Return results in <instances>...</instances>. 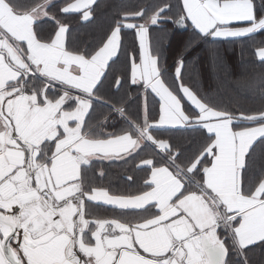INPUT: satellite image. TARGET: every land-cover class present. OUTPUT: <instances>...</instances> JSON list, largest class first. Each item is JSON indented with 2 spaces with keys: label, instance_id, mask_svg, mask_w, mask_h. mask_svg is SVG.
Listing matches in <instances>:
<instances>
[{
  "label": "snow or ice",
  "instance_id": "6c2138e0",
  "mask_svg": "<svg viewBox=\"0 0 264 264\" xmlns=\"http://www.w3.org/2000/svg\"><path fill=\"white\" fill-rule=\"evenodd\" d=\"M95 3L0 0V264H255L264 78L253 109L184 75L200 49L226 74L217 46L264 34V0H160L82 46L65 21L91 23ZM253 55L264 65V45ZM116 161L135 190L96 183Z\"/></svg>",
  "mask_w": 264,
  "mask_h": 264
},
{
  "label": "trees",
  "instance_id": "16d2710c",
  "mask_svg": "<svg viewBox=\"0 0 264 264\" xmlns=\"http://www.w3.org/2000/svg\"><path fill=\"white\" fill-rule=\"evenodd\" d=\"M39 3L42 0H35ZM160 0H114L112 3L109 0H101L93 8V20L91 23H85L78 19H68V23L72 29V36L78 43L85 46L100 36H102L109 27L112 26L115 20L123 19L125 13L137 12L140 10L149 11L151 7ZM55 3L62 4L64 0H58ZM58 11V9H57ZM52 30V22L50 21V31ZM126 31L125 46L132 47L135 42L134 34ZM162 33H153V36H160ZM168 36L171 38L172 47L179 45L186 37L183 33L173 32L169 27ZM168 41L165 40V44ZM264 45V34H257V38L253 40H245L243 43H223L218 45L220 55L224 61L228 71L219 72V79H215L213 68L208 63V58L203 49L193 51L185 56V75L184 83L198 94L203 95L213 93L220 97L230 100L234 106H244L247 108H258L261 104V96L257 90L255 93L250 90V86H256L257 82L264 78V65H261L253 52L258 46ZM168 57L167 64L170 72L173 71L172 65L174 60L169 52H165ZM196 56L200 59L197 61ZM117 71H122L121 68H116ZM244 70V73L242 71ZM217 77V76H216ZM135 95V93H133ZM135 105L133 106V111ZM113 169V168H112ZM111 167L104 169L105 175L101 177L99 170L96 172V183L105 188L116 189L121 185V182L127 184L128 188L136 186L131 181L128 183L122 173L124 170H112ZM136 173L129 170L127 175ZM137 180V179H136ZM129 184V185H128ZM255 264H262L264 256L259 252L253 256Z\"/></svg>",
  "mask_w": 264,
  "mask_h": 264
},
{
  "label": "crops",
  "instance_id": "0c3cea01",
  "mask_svg": "<svg viewBox=\"0 0 264 264\" xmlns=\"http://www.w3.org/2000/svg\"><path fill=\"white\" fill-rule=\"evenodd\" d=\"M56 1H58V0H54V2H56ZM101 0H96V3L93 5V7L98 3V2H100ZM114 0H109V2L110 3H112ZM126 1H132V0H126ZM93 20V19H92ZM41 30L43 31V32H45V33H47V32H49L50 31V21H48V22H44V23H42V25H41ZM117 68H121L122 69V67L121 66H117ZM98 115H99V112L97 113ZM107 168V167H106ZM113 168V169H112ZM111 169L112 170H124V173H122L125 177H128L129 175H127L128 174V171L129 170H132V168H131V166L130 165H125L124 163H123V161H116V162H113V164H112V166H111ZM130 175H133V176H136V185H138V183H139V175L140 174H138L137 172L136 173H132V174H130ZM125 180L128 182V183H130L131 181L130 180H128L127 178H125ZM125 185H127V184H125V183H123V182H121V185L120 186H117L116 187V189H112L111 188V190H113V191H129V190H135V187L136 186H133V187H130V188H128V186H125ZM129 185V184H128Z\"/></svg>",
  "mask_w": 264,
  "mask_h": 264
},
{
  "label": "rangeland",
  "instance_id": "374dc122",
  "mask_svg": "<svg viewBox=\"0 0 264 264\" xmlns=\"http://www.w3.org/2000/svg\"><path fill=\"white\" fill-rule=\"evenodd\" d=\"M176 48V45H174L173 47H172V49H175ZM214 72H213V75H214V77H215V79H216V76H219L220 74H219V72H216L215 70H213ZM242 73H244V70L242 71ZM217 81H218V79H217Z\"/></svg>",
  "mask_w": 264,
  "mask_h": 264
}]
</instances>
